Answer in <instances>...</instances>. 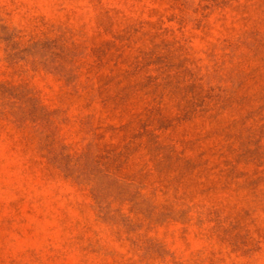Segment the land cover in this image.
<instances>
[{"label":"rangeland","instance_id":"374dc122","mask_svg":"<svg viewBox=\"0 0 264 264\" xmlns=\"http://www.w3.org/2000/svg\"><path fill=\"white\" fill-rule=\"evenodd\" d=\"M0 264H264V0H0Z\"/></svg>","mask_w":264,"mask_h":264}]
</instances>
